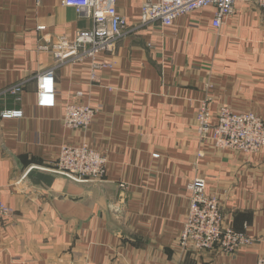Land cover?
I'll use <instances>...</instances> for the list:
<instances>
[{
    "label": "crops",
    "instance_id": "obj_1",
    "mask_svg": "<svg viewBox=\"0 0 264 264\" xmlns=\"http://www.w3.org/2000/svg\"><path fill=\"white\" fill-rule=\"evenodd\" d=\"M143 2L116 0L126 30L98 57L111 66L94 70L90 60H54L42 41L90 29L85 10L62 0H0V113L22 112L0 118V201L13 211L0 223V264H256L264 255V150L219 151L202 144L195 128L205 99L213 116L227 106L264 119V15L237 2L219 30L212 7L171 27H146ZM49 69L56 104L38 108L36 78ZM73 100L99 108L81 132L62 123ZM81 143L107 159L102 189L57 181V192L88 194L71 203L20 187L26 170L51 169L62 146ZM195 177L205 179L224 223L250 246L233 254L177 249ZM119 190L125 208L116 217L108 203Z\"/></svg>",
    "mask_w": 264,
    "mask_h": 264
},
{
    "label": "built area",
    "instance_id": "obj_2",
    "mask_svg": "<svg viewBox=\"0 0 264 264\" xmlns=\"http://www.w3.org/2000/svg\"><path fill=\"white\" fill-rule=\"evenodd\" d=\"M243 2L253 6L264 15V0H144L141 6L142 26L159 24L162 28L173 26L180 17L214 8L212 28L219 30L234 5ZM66 7L85 10L92 20L90 29L78 30L74 38L58 36L46 42L52 58L62 63L91 61L94 70L110 67L109 61H99L101 54L113 51L117 40L126 30V20L117 13L116 0H62ZM42 26L36 28L43 31ZM19 88H12L16 93ZM36 106L54 108L56 86L53 69L37 75ZM208 99L200 102L195 115V128L202 144L209 143L219 151L253 155L264 150V119L253 113H234L227 106H220L213 116ZM99 108L81 104L77 100L65 106L63 126L72 131H84L95 120ZM21 111H3L1 119L21 118ZM200 156V153H198ZM107 165L104 155L91 149L86 143L65 145L60 148L51 169L79 182H100ZM189 191L187 214L178 238L177 249L181 253L203 252L217 249L224 254L250 246L252 241L224 223L219 199L206 192V181L193 178L187 185ZM12 209L0 201V223L12 216ZM256 264H264V255Z\"/></svg>",
    "mask_w": 264,
    "mask_h": 264
},
{
    "label": "water",
    "instance_id": "obj_3",
    "mask_svg": "<svg viewBox=\"0 0 264 264\" xmlns=\"http://www.w3.org/2000/svg\"><path fill=\"white\" fill-rule=\"evenodd\" d=\"M63 181L66 184L80 188L85 192H90L98 189H102L104 184L100 182H79L76 181L64 174L54 172L52 170H47L44 168H35L31 167L22 176L20 180V187L26 192H42L48 199L52 201L59 202H71L78 203L83 201L88 194L84 193L82 195L74 194L71 192L63 193L57 192V188H54V185L57 187V181ZM120 188V187H119ZM119 199V201H118ZM124 192L119 190L117 194V201L108 203L109 212L119 217L124 212Z\"/></svg>",
    "mask_w": 264,
    "mask_h": 264
}]
</instances>
